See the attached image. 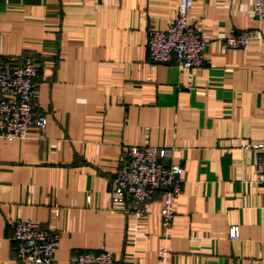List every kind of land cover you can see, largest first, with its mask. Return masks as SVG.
<instances>
[{
    "label": "crops",
    "instance_id": "1",
    "mask_svg": "<svg viewBox=\"0 0 264 264\" xmlns=\"http://www.w3.org/2000/svg\"><path fill=\"white\" fill-rule=\"evenodd\" d=\"M178 0H0V57L39 67L35 107L47 125L0 139V264H17L10 222L59 233L54 264L108 252L114 264H264V20L253 0H197L188 24L207 42L201 68L148 60L146 32L164 31ZM249 32L245 50L223 39ZM169 151L182 193L166 228L157 194L140 215L111 204L128 147ZM239 240L227 238L230 227ZM166 250L162 262L159 251Z\"/></svg>",
    "mask_w": 264,
    "mask_h": 264
},
{
    "label": "built area",
    "instance_id": "2",
    "mask_svg": "<svg viewBox=\"0 0 264 264\" xmlns=\"http://www.w3.org/2000/svg\"><path fill=\"white\" fill-rule=\"evenodd\" d=\"M196 1L178 0L176 15L166 30H147L146 48L151 64H172L179 70L203 66L207 42L188 24V13ZM252 17L264 20V0H253ZM253 38L249 32L232 33L223 39V44L228 49L245 50ZM38 75L39 67L30 56L0 57V139L22 141L31 130L38 135L44 133L46 115L35 107ZM245 149L261 155L254 166V183L264 188V144ZM168 154L159 147H128L110 184L111 204L126 215L137 216L143 213L147 202L160 194L159 215L169 228L183 178L179 165L164 163ZM9 226L17 264H54L59 233L30 220L13 219ZM227 238L238 241V227H230ZM166 256V250L159 251L160 261ZM67 264H114V257L108 252H76L68 257Z\"/></svg>",
    "mask_w": 264,
    "mask_h": 264
}]
</instances>
